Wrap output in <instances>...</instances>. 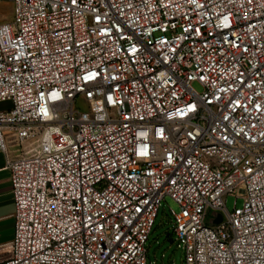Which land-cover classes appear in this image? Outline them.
I'll return each instance as SVG.
<instances>
[{"label":"built area","instance_id":"1","mask_svg":"<svg viewBox=\"0 0 264 264\" xmlns=\"http://www.w3.org/2000/svg\"><path fill=\"white\" fill-rule=\"evenodd\" d=\"M10 1L0 264H149L166 197L185 264H264V0Z\"/></svg>","mask_w":264,"mask_h":264},{"label":"rangeland","instance_id":"2","mask_svg":"<svg viewBox=\"0 0 264 264\" xmlns=\"http://www.w3.org/2000/svg\"><path fill=\"white\" fill-rule=\"evenodd\" d=\"M12 19V3L10 0H0V23ZM199 89V86H195ZM5 103H0V108H7ZM5 107V108H4ZM237 205H242V199L234 195H228L226 206L229 211L234 208L235 201ZM169 207L178 210V205L170 198L166 197L163 201L158 215L156 217L152 232L147 241L149 264H185L184 251L178 247L177 241H174L175 233L173 231V222L170 219ZM172 240V241H170Z\"/></svg>","mask_w":264,"mask_h":264},{"label":"crops","instance_id":"3","mask_svg":"<svg viewBox=\"0 0 264 264\" xmlns=\"http://www.w3.org/2000/svg\"><path fill=\"white\" fill-rule=\"evenodd\" d=\"M0 103L9 104L7 108L10 107L9 101ZM0 110H3V108H0ZM13 212L14 202L11 192L10 171L6 167L5 154L0 153V262L12 255L11 241L14 237Z\"/></svg>","mask_w":264,"mask_h":264},{"label":"water","instance_id":"4","mask_svg":"<svg viewBox=\"0 0 264 264\" xmlns=\"http://www.w3.org/2000/svg\"><path fill=\"white\" fill-rule=\"evenodd\" d=\"M220 220V218L218 219V221ZM170 241H172V240H170Z\"/></svg>","mask_w":264,"mask_h":264}]
</instances>
